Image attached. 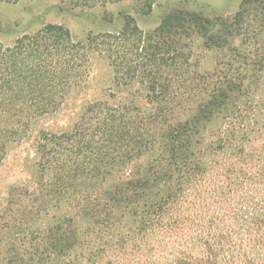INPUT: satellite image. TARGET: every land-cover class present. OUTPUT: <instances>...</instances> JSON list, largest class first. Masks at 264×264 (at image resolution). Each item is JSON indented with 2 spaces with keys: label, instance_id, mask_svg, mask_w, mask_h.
I'll return each mask as SVG.
<instances>
[{
  "label": "trees",
  "instance_id": "16d2710c",
  "mask_svg": "<svg viewBox=\"0 0 264 264\" xmlns=\"http://www.w3.org/2000/svg\"><path fill=\"white\" fill-rule=\"evenodd\" d=\"M137 1L145 13L156 2ZM196 37L217 51L212 72L189 66ZM90 51L115 85L144 83L151 108L97 101L69 131L41 133L35 188L9 191L0 264H264V101L250 100L264 72V0H241L229 18L174 6L149 30L126 14L84 40L46 23L0 42V162L84 81ZM71 206L85 226L70 214L43 223Z\"/></svg>",
  "mask_w": 264,
  "mask_h": 264
},
{
  "label": "rangeland",
  "instance_id": "374dc122",
  "mask_svg": "<svg viewBox=\"0 0 264 264\" xmlns=\"http://www.w3.org/2000/svg\"><path fill=\"white\" fill-rule=\"evenodd\" d=\"M240 2L241 0H156L151 10L145 13L137 0H120L93 6L74 5L62 0H0V42L9 45L22 33L33 32L46 23H61L69 28L75 39L84 40L88 32L118 30L126 14L132 16L142 30H149L174 6L200 12L209 18H229L238 9ZM191 54V69H196L200 74L216 69L217 51L206 48L201 38L194 39ZM254 90L250 100L252 105L258 100L255 107L257 109L259 104L263 107L260 101H264V72ZM97 101L110 105L123 103L142 110L151 108L144 83L135 80L127 85H115L107 61L96 51H90L84 81L71 89L58 109L32 120L20 139L6 144L5 155L0 162V229L6 226L9 219L7 206L10 189L16 186L28 190L35 188L36 146L41 133L69 131L85 107ZM263 120L261 117V121ZM211 127L217 129L218 122H213ZM254 135L255 133H250L251 137ZM263 138L264 134L259 139ZM146 160V157L140 158L135 164L129 163L125 169L129 171L139 164H145ZM52 214H70L79 225H86L76 206L60 207L50 214H44V224ZM6 245L5 240H2L0 251H4L8 247Z\"/></svg>",
  "mask_w": 264,
  "mask_h": 264
}]
</instances>
